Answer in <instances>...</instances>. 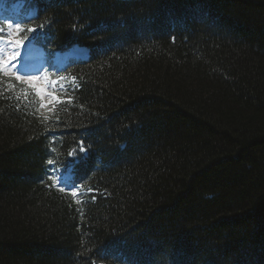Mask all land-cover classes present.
Returning a JSON list of instances; mask_svg holds the SVG:
<instances>
[{"label":"trees","instance_id":"16d2710c","mask_svg":"<svg viewBox=\"0 0 264 264\" xmlns=\"http://www.w3.org/2000/svg\"><path fill=\"white\" fill-rule=\"evenodd\" d=\"M5 1L89 56L0 71V264H264V0Z\"/></svg>","mask_w":264,"mask_h":264},{"label":"rangeland","instance_id":"374dc122","mask_svg":"<svg viewBox=\"0 0 264 264\" xmlns=\"http://www.w3.org/2000/svg\"><path fill=\"white\" fill-rule=\"evenodd\" d=\"M14 9L21 8L23 2H15L13 4ZM4 3H0V11L3 10ZM34 11L31 13L33 14ZM15 17L6 19V25L11 23L13 27L8 28V33L4 37H0V48L4 51L0 53V64H4L5 68L2 70L8 75H19L21 80L28 82L38 89H43L47 94L43 96V103L45 107H42V114L46 115L52 103V96L55 95L53 87L50 82V75L52 71L57 73L60 68L67 61V56L63 53H56L53 56H46L39 48H33L30 44L31 39H23L22 27L19 33H16L15 25L19 24ZM9 32L13 35L9 37ZM22 39L24 41L22 47L15 48L9 45V40ZM19 52V56H18ZM15 53V58L10 59V56ZM46 57V58H45ZM24 60H28V64L24 63ZM31 78H35L32 80ZM56 181V180H55ZM58 183V181H56Z\"/></svg>","mask_w":264,"mask_h":264},{"label":"snow or ice","instance_id":"6c2138e0","mask_svg":"<svg viewBox=\"0 0 264 264\" xmlns=\"http://www.w3.org/2000/svg\"><path fill=\"white\" fill-rule=\"evenodd\" d=\"M7 27L9 28V29H11L12 27H13V25L11 24V23H8L7 24ZM15 30H16V33H19L20 31H21V25H19V24H17V25H15ZM35 29H29L28 31H34ZM9 37H11L12 35H13V33L12 32H9ZM8 43H9V45H11V46H14L15 48H20V47H22V45H23V43H24V41L22 40V39H16V40H9L8 41ZM4 51V49L3 48H0V53H2ZM15 58V53H13L11 56H10V59H14ZM5 68V65L4 64H0V71H2L3 69ZM16 79L17 80H20L21 79V77L19 76V75H17L16 76ZM32 80H34L35 78H31ZM45 94H47L43 89H38L37 90V95L38 96H40L41 97V100H42V103H41V105H40V107H45V105H44V103H43V96L45 95ZM52 100L53 101H56L57 100V97L55 96V95H53L52 96ZM49 163L51 164L52 162L51 161H49ZM50 179H53L52 177H50ZM73 187H75V185H73ZM61 191H64V188L63 187H61ZM74 196L75 195H77V193L74 191L73 193H72Z\"/></svg>","mask_w":264,"mask_h":264},{"label":"water","instance_id":"95a60500","mask_svg":"<svg viewBox=\"0 0 264 264\" xmlns=\"http://www.w3.org/2000/svg\"><path fill=\"white\" fill-rule=\"evenodd\" d=\"M75 49H76L77 52H80V53H83L84 50H85L84 48H81V47H78V46H76Z\"/></svg>","mask_w":264,"mask_h":264}]
</instances>
